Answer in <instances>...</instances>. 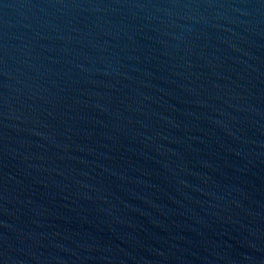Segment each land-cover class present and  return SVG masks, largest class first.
<instances>
[{
  "label": "water",
  "instance_id": "obj_1",
  "mask_svg": "<svg viewBox=\"0 0 264 264\" xmlns=\"http://www.w3.org/2000/svg\"><path fill=\"white\" fill-rule=\"evenodd\" d=\"M0 264H264V0H0Z\"/></svg>",
  "mask_w": 264,
  "mask_h": 264
}]
</instances>
